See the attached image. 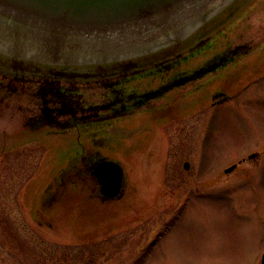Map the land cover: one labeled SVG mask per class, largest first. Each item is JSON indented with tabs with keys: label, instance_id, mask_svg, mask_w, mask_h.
Returning a JSON list of instances; mask_svg holds the SVG:
<instances>
[{
	"label": "rangeland",
	"instance_id": "rangeland-1",
	"mask_svg": "<svg viewBox=\"0 0 264 264\" xmlns=\"http://www.w3.org/2000/svg\"><path fill=\"white\" fill-rule=\"evenodd\" d=\"M235 18L197 52L196 67L206 55L224 56L220 71L121 117L101 143L79 128L28 125L29 109L41 108L38 94L0 86V264H259L264 0H247ZM104 87L81 90L94 104ZM221 94L225 100L212 104ZM98 156L122 164L121 198L97 194L91 170ZM243 157L231 175L223 172ZM63 247L72 252L60 254Z\"/></svg>",
	"mask_w": 264,
	"mask_h": 264
},
{
	"label": "water",
	"instance_id": "water-1",
	"mask_svg": "<svg viewBox=\"0 0 264 264\" xmlns=\"http://www.w3.org/2000/svg\"><path fill=\"white\" fill-rule=\"evenodd\" d=\"M232 1L0 0V52L51 64L133 58L189 37ZM92 175L104 198L124 194L119 161L99 160Z\"/></svg>",
	"mask_w": 264,
	"mask_h": 264
},
{
	"label": "flooded vegetation",
	"instance_id": "flooded-vegetation-1",
	"mask_svg": "<svg viewBox=\"0 0 264 264\" xmlns=\"http://www.w3.org/2000/svg\"><path fill=\"white\" fill-rule=\"evenodd\" d=\"M197 40L199 38L194 42L196 43ZM209 40H206L204 44L195 45L193 43L188 54L180 52L175 54L152 53L138 58L140 59L139 61L130 59L120 62L116 64L115 69H105V66L98 65L96 70L91 69L90 71H85L83 67H75V65L37 61H31L24 66V63L20 62L18 57L13 56L9 57L8 63L3 60L4 54L0 52V86L15 94H18L21 88L22 91L27 88L32 94H38L41 108L40 110L29 109L32 113L26 119L28 125L44 127L47 124L48 126L63 129L69 127L79 128L89 132L91 134L89 138L95 144L101 143L108 135L109 128L114 126L121 117L134 116L139 109L148 107L158 99L165 98L167 92L172 89L190 83L193 86L198 85L200 87L201 84H198V82L201 80L205 81V77L208 74L220 71L223 67V62L225 63L227 59H223L224 56L219 55L204 56V64L196 67V62H198L196 60L200 58L197 52H201ZM39 65L44 66V69ZM90 84H102V86L107 88L103 95L104 99L100 102H94V104L93 102H88L85 93L81 90L82 85L89 86ZM226 97L225 94H221L211 103L218 104L223 99L225 100ZM99 146L105 147L104 144ZM96 154L99 153L96 152ZM252 156L250 155L249 157L253 158ZM103 157L98 156L96 158L92 170L97 165L98 159ZM245 159L246 157L239 159L237 166L230 171L226 167L223 172L231 175ZM184 168L190 169V166H184ZM208 171L209 169L204 172L205 175H207ZM215 173L213 177L221 174L219 171ZM251 174L247 172L243 176L250 179ZM243 176L240 175L241 178ZM95 186L97 189H101L98 182H95ZM191 193V190L190 193H185L184 199L179 202L178 208L186 206L188 196ZM5 220L1 219L0 221L4 222ZM170 222L172 224L174 220ZM170 228L171 225H167L166 231ZM161 235H163V231L158 237H155L156 242L159 241ZM11 236L16 240L17 235L12 234ZM30 237L34 243L36 241L43 243L44 241L36 238L37 236ZM4 243L6 242L0 236V249L4 247ZM150 243L152 244L153 241ZM60 251V254L65 256L66 253H69L66 252V248H62ZM263 255L264 248L261 250L260 258L258 259L259 264H262ZM65 258L67 259V257L63 256L62 261Z\"/></svg>",
	"mask_w": 264,
	"mask_h": 264
},
{
	"label": "trees",
	"instance_id": "trees-1",
	"mask_svg": "<svg viewBox=\"0 0 264 264\" xmlns=\"http://www.w3.org/2000/svg\"><path fill=\"white\" fill-rule=\"evenodd\" d=\"M69 248V247H68ZM68 251V250H67Z\"/></svg>",
	"mask_w": 264,
	"mask_h": 264
}]
</instances>
